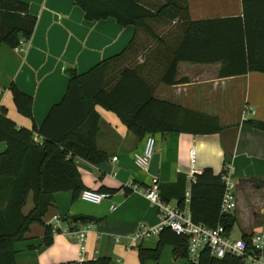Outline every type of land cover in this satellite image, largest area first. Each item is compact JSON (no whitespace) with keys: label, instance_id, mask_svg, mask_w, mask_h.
<instances>
[{"label":"crops","instance_id":"0c3cea01","mask_svg":"<svg viewBox=\"0 0 264 264\" xmlns=\"http://www.w3.org/2000/svg\"><path fill=\"white\" fill-rule=\"evenodd\" d=\"M20 1L29 5L38 22L23 51L7 46L0 49V106L19 128L32 129L35 125L40 129L51 109L66 95L69 85L66 70L76 69L80 75L87 74L119 55L132 42L136 31L132 26L119 25L112 18L97 22L86 20L76 0ZM188 1L194 21L243 16V0ZM260 13L264 14V0ZM141 39L148 41L143 36ZM159 64L158 68L163 70ZM220 68L221 64L180 63L178 80H183L182 84L156 85L158 100L216 117L222 131L211 136L156 135L148 172L135 163V156L145 150L148 136L139 138L122 124L116 113L96 107L100 128L97 145L107 160L92 165L78 158L75 163L85 190L108 192L111 198L94 205L72 192L57 193L45 219L48 225L54 216H59L63 220L61 226L71 231L94 225L96 232L88 237L85 262L107 259L111 264H183L175 258L173 246H165L158 261H141L142 251L157 250L160 235L130 245V238L141 226L160 224L156 207L142 192L154 179H158L160 185H172L179 176L186 177L187 192L191 189L192 172L201 174L211 169L218 176L229 164L237 185L234 215L241 238L264 233V131L246 124L264 123V73L220 79ZM13 84L33 98V119L26 118L16 108L10 91ZM247 110L255 111L248 121L244 119ZM6 150V144L0 141V155ZM130 183L139 191L123 189ZM172 205L176 203L173 201ZM32 207L31 196L27 212ZM76 218L85 220L75 223ZM44 235V226L31 227L25 240L14 246L18 252L17 264H80V246L75 238L56 233L52 245L45 247Z\"/></svg>","mask_w":264,"mask_h":264},{"label":"trees","instance_id":"16d2710c","mask_svg":"<svg viewBox=\"0 0 264 264\" xmlns=\"http://www.w3.org/2000/svg\"><path fill=\"white\" fill-rule=\"evenodd\" d=\"M261 1L243 0L242 17L194 21L188 0H76L86 20L112 18L123 27H134L136 34L119 55L87 74L67 69L66 95L51 109L40 129L35 125L32 129L19 128L2 109L0 141L7 150L0 155V264H17L14 246L25 240L34 225L45 227L43 245H52L56 232L46 225L45 219L54 195L72 192L78 196L85 190L75 160L80 158L92 165L107 160L97 145L100 129L97 106L116 113L122 124L139 138L158 134L211 136L222 131L216 117L158 100L156 85L182 84L183 80H178L180 63L221 64L220 79L264 73ZM37 22L27 3L0 0V49L2 46L16 49L22 40L30 42ZM142 36L148 41L143 42ZM10 91L18 111L33 119V98L15 84ZM246 124L264 131L263 122ZM37 136L41 143L35 141ZM195 179L189 199L193 220L212 229L222 225L230 234L237 220L235 215H221L223 173L217 176L206 169L195 174ZM186 185L185 176H179L172 185H160L162 200L167 204L174 201L180 209L185 208ZM31 196L33 207L27 212ZM165 246H173L175 258L189 263L187 238L169 228L160 233L155 252L140 253L141 261H158ZM82 264H111V261L98 259ZM198 264L243 263L231 257L213 258L205 250Z\"/></svg>","mask_w":264,"mask_h":264},{"label":"built area","instance_id":"2783aa9c","mask_svg":"<svg viewBox=\"0 0 264 264\" xmlns=\"http://www.w3.org/2000/svg\"><path fill=\"white\" fill-rule=\"evenodd\" d=\"M29 42L22 40L20 45L15 49L23 51ZM2 108L0 106V115ZM254 110H247L244 114V119L249 120L250 116L254 115ZM35 141L41 143V138L36 137ZM156 139L153 136L147 137L145 150L142 155L135 156L136 165L143 171L148 172L149 167L155 152ZM194 162V151H191ZM118 158H114L117 161ZM232 165H227L223 172V181L225 184V193L221 205V215H234L237 210L236 201V182L232 177ZM192 182L196 181L195 172H192ZM127 189L139 191V188L133 183L128 184ZM144 197L152 203L160 218L158 226H141L139 231L130 238V245L135 246L142 241L153 236H159L164 228H169L177 235L186 237L188 241L189 263L198 264L201 255L205 250H208L210 255L216 259H224L226 257L241 260L243 264H264V233H255L248 239H232L225 227L219 225L212 229L205 225L196 223L193 220L192 213L189 207V199L191 191L188 190L185 194V208L180 209L177 205L167 204L160 196V183L158 179H154L150 187L143 192ZM111 194L108 192H99L94 190H84L81 194V199L84 202L100 205L102 202L109 200ZM112 209H115L114 207ZM61 218L54 216L48 223L56 233H65L75 238L80 246V264L85 262L86 243L90 234L96 232V228L92 224H88L82 230L71 231L64 229Z\"/></svg>","mask_w":264,"mask_h":264},{"label":"rangeland","instance_id":"374dc122","mask_svg":"<svg viewBox=\"0 0 264 264\" xmlns=\"http://www.w3.org/2000/svg\"><path fill=\"white\" fill-rule=\"evenodd\" d=\"M153 137H155V136H153ZM231 238L235 239V240L241 238V232H240V229L238 228V226L235 227V230L232 233ZM180 262L183 263V264H186V261L183 260V259H180Z\"/></svg>","mask_w":264,"mask_h":264},{"label":"water","instance_id":"95a60500","mask_svg":"<svg viewBox=\"0 0 264 264\" xmlns=\"http://www.w3.org/2000/svg\"><path fill=\"white\" fill-rule=\"evenodd\" d=\"M85 219L84 218H76L75 220H74V222L75 223H78V222H80V221H84Z\"/></svg>","mask_w":264,"mask_h":264}]
</instances>
